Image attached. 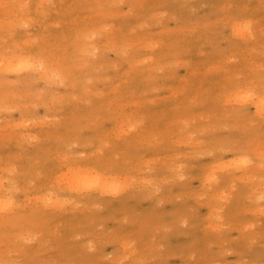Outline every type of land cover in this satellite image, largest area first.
<instances>
[{
  "label": "rangeland",
  "instance_id": "rangeland-1",
  "mask_svg": "<svg viewBox=\"0 0 264 264\" xmlns=\"http://www.w3.org/2000/svg\"><path fill=\"white\" fill-rule=\"evenodd\" d=\"M0 264H264V0H0Z\"/></svg>",
  "mask_w": 264,
  "mask_h": 264
}]
</instances>
